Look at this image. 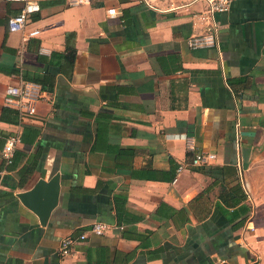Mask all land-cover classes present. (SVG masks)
Segmentation results:
<instances>
[{
  "label": "crops",
  "instance_id": "crops-1",
  "mask_svg": "<svg viewBox=\"0 0 264 264\" xmlns=\"http://www.w3.org/2000/svg\"><path fill=\"white\" fill-rule=\"evenodd\" d=\"M35 1L11 32L23 5L0 0V264H264V0L217 12L219 44L200 47L206 0ZM22 81L37 111L3 119ZM57 173L43 225L18 194Z\"/></svg>",
  "mask_w": 264,
  "mask_h": 264
},
{
  "label": "built area",
  "instance_id": "built-area-1",
  "mask_svg": "<svg viewBox=\"0 0 264 264\" xmlns=\"http://www.w3.org/2000/svg\"><path fill=\"white\" fill-rule=\"evenodd\" d=\"M13 2H20L23 6L21 11L16 15L9 18L8 27L11 32L22 31L26 28L27 23L33 13L39 12L40 4L35 0H8ZM207 8L203 10L199 16L202 20L206 21L208 27L204 34L199 36H192L189 40V44L192 47L218 45L219 44V32L220 28L215 19L217 12L228 11L234 0H206ZM90 2V0H70L71 4H80ZM115 12L114 9L110 10V13ZM40 32L39 29H34L29 32V35L35 36ZM41 86L35 82L22 81L17 86H9L6 93L5 104L9 107L16 108L19 113L35 114L37 111V104L41 97ZM21 141V137L18 134H10L5 140L4 147L2 149V156L4 160L11 164L14 161L15 151L18 144ZM216 159V155L210 152H200L192 159L191 164L194 166H201L208 164ZM183 167L179 168L181 172ZM111 229V226L105 222H95L92 224L89 232L104 235ZM88 233H84L79 237H65L62 239L60 254L63 256L70 255L76 244L80 240L86 239Z\"/></svg>",
  "mask_w": 264,
  "mask_h": 264
},
{
  "label": "water",
  "instance_id": "water-1",
  "mask_svg": "<svg viewBox=\"0 0 264 264\" xmlns=\"http://www.w3.org/2000/svg\"><path fill=\"white\" fill-rule=\"evenodd\" d=\"M61 194L59 173L49 180L40 179L37 184L18 194L22 202L38 214L43 225L48 222L53 210L58 206Z\"/></svg>",
  "mask_w": 264,
  "mask_h": 264
},
{
  "label": "trees",
  "instance_id": "trees-1",
  "mask_svg": "<svg viewBox=\"0 0 264 264\" xmlns=\"http://www.w3.org/2000/svg\"><path fill=\"white\" fill-rule=\"evenodd\" d=\"M75 48L73 46H70L67 48V51H66V54H64V57L66 60H69L70 62H73L74 60V57H75ZM13 114V115H16L18 114L16 110L14 109H11L10 107H4L3 108V113H2V118L3 119H6V114ZM174 177V176H173Z\"/></svg>",
  "mask_w": 264,
  "mask_h": 264
}]
</instances>
